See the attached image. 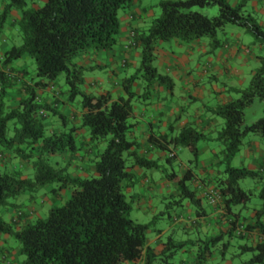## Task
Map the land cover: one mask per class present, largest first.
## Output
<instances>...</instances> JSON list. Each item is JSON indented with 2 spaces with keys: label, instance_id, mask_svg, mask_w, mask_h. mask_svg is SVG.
Returning a JSON list of instances; mask_svg holds the SVG:
<instances>
[{
  "label": "clouds",
  "instance_id": "9594fccd",
  "mask_svg": "<svg viewBox=\"0 0 264 264\" xmlns=\"http://www.w3.org/2000/svg\"><path fill=\"white\" fill-rule=\"evenodd\" d=\"M49 3L31 0L28 8L37 5L43 19ZM134 4L115 9L120 38L105 41L107 56L101 49H81L69 41L52 73L55 79L44 76L47 88H36L32 64L37 54L44 55L40 35L22 31L23 25L0 30V72L26 63L33 69L28 78L20 73L19 81L12 80L17 73L9 77L20 93L15 107L11 98L0 99V121L6 123L0 135V178H12L22 193L15 200L16 212L0 215L7 229L0 231V264H12L18 251L15 241H5L37 220L43 224L57 199L72 215L86 217V227H96L93 215L102 222L107 217L103 227L110 236L102 245L111 246L114 240L119 241L117 247L134 245L138 258L124 259L121 253L119 264H264V234L245 230L257 222L264 225V134L244 133L264 118V98L252 84L264 68V35L253 34L254 25L264 30V0ZM238 23L245 27H235ZM8 48L32 55L17 59L5 51ZM213 77L211 84L221 95L209 92L198 98L193 85L207 86ZM4 86L0 82V89ZM29 88L37 93L36 104L59 108L64 103L56 115L40 109L29 116L47 118L37 125L41 132L35 144L23 136ZM227 111L240 119L227 117ZM221 112L223 116L217 115ZM10 114L14 118L7 123ZM54 143L61 146L50 148ZM33 148L42 151L30 155ZM69 191L75 196L71 203ZM79 205L84 206L82 212ZM226 205H235L230 211L247 219L229 215ZM109 206L111 212H105ZM6 207L10 205H0V212ZM22 212L28 213L25 220L14 221ZM73 252L79 253L77 264H112L107 257L91 258L84 245Z\"/></svg>",
  "mask_w": 264,
  "mask_h": 264
},
{
  "label": "trees",
  "instance_id": "16d2710c",
  "mask_svg": "<svg viewBox=\"0 0 264 264\" xmlns=\"http://www.w3.org/2000/svg\"><path fill=\"white\" fill-rule=\"evenodd\" d=\"M5 1L7 4L0 13V30L4 28L10 11L12 9H18L21 12L18 26L21 27L23 25L22 31L30 29L34 34L38 33L44 41L40 46L43 49L44 55L40 56L37 54V58L33 60V63L36 65L35 83L37 89H40L41 86L44 88L48 87L44 83V76H47L49 80L55 79L52 73L57 68L69 41H72L74 45L80 46L81 49L84 46H88L89 49L101 50H107V47H109L105 43L106 40H111L115 43L120 34V24L115 18V9H125V5L132 6L134 4V0H50V3L44 6L50 9V11L42 19L41 11L37 10L34 4L31 9L28 8L31 0ZM199 6L203 7L204 5L200 4ZM161 11H164L163 8ZM54 13L55 15H53ZM235 25L245 27L242 23ZM253 29V34L257 38L260 35H264V30H261L258 26L254 25ZM34 50L38 53L39 48L34 45ZM7 52L11 53L17 59L21 58L22 55H32L30 52L21 54L11 48ZM258 72L259 75L253 78L252 84L255 86L257 92L262 93L261 98H264V79H261V76H264V68L259 69ZM12 73H17V76L12 77ZM19 74L15 68L11 69L7 74L0 72V82H3L5 85L4 88L0 89V99L8 98L10 90L13 88L12 81L9 77H12V80L19 81ZM69 87L71 88V85ZM28 92L30 100L25 101L27 105L26 114L22 118L24 120L23 136L30 137L31 142L35 144L41 132V128L37 125L40 124V121L46 123L47 118L41 116L39 121H37L34 118H29V116L33 112L38 114L40 109L47 111H53L55 109L49 107L46 103L36 104V91L29 88ZM69 99L71 100L73 97H69ZM238 103H240L242 109L244 107L243 102ZM228 107L231 108L232 106L229 105ZM226 114L229 118H234L235 120L240 119L239 115L234 111H227ZM217 115L223 116V112L217 113ZM11 118H14V114H10L7 123L11 122ZM5 127L6 123L0 121V135L3 134ZM71 131L67 134L68 143L72 142ZM244 133L247 135L264 134V118L257 120L255 124L249 125L244 129ZM60 146L58 143H54L50 145V148H59ZM8 147H11V145L9 144ZM17 151L21 152L22 149L18 148ZM41 151L42 149L40 148H33L30 155L38 156ZM225 170L227 171V169ZM16 174H19V169L16 170ZM20 186L22 187L23 184L21 183ZM21 194L18 191L16 181L8 176L0 178V205H10V207H6L3 210L15 208L16 212L18 206L15 204V200ZM23 194L30 195V192ZM260 195L261 199L264 200V193ZM188 198L191 199V197ZM245 198V195L241 193L240 200L243 201ZM74 199L75 196L72 192L71 197L68 199L69 203ZM194 204L199 207L198 202ZM234 206L226 205L229 208V215L247 219V217H243L240 213H232L230 209ZM83 207V205H79L78 212H82ZM92 207L93 205L90 204L89 211H91ZM72 211L66 210L61 205H56L54 209H49V215L43 224L37 220L35 224L25 228L23 233L16 232L12 236L20 242L21 254L27 257L26 260L22 261V264H77L75 255H79V253L74 254L73 250L80 245L85 246V252L91 258L107 257L112 260V264H119L121 253H123L124 259L134 260L138 258V250L132 244H129L128 247H124L123 245L117 247L116 245L119 241L114 240L111 246L107 243L102 245L105 237L110 236L107 229L103 227V224L107 223L106 216L102 222L93 215L92 220L96 227L92 228L90 225L85 226L84 221L86 217H82L79 214L72 215ZM96 211H100L98 206H96ZM105 212H111L110 206L105 209ZM2 214L3 212H0V215ZM24 217H26V212H22L20 216L15 217L14 221L22 222V218ZM12 227L15 228L16 224L13 223ZM254 228L264 234V225H260L259 222L255 225H249L245 230L249 231ZM6 230L5 225L0 223V231ZM4 251L8 250L5 249ZM112 253H115V255L113 256Z\"/></svg>",
  "mask_w": 264,
  "mask_h": 264
},
{
  "label": "crops",
  "instance_id": "0c3cea01",
  "mask_svg": "<svg viewBox=\"0 0 264 264\" xmlns=\"http://www.w3.org/2000/svg\"><path fill=\"white\" fill-rule=\"evenodd\" d=\"M6 4H7V2H6L5 0H0V5H6ZM34 5H35V4H34ZM35 6L37 7V5H35ZM132 7H135V4H133ZM3 9H4V7H3ZM2 11H3V10H0V13H1ZM144 11H147V9H144ZM20 16H21V12H20L18 9H12V10L10 11V14L8 15L6 21H5V26L10 27V28L19 27V26H18V22H19ZM134 18H135V17H134ZM5 26H4V27H5ZM234 26H235V27H238V28H243V27H241V26H239V25H234ZM119 38H120V34H119ZM119 38H118V39H119ZM9 49H10V48L6 49L5 51L7 52ZM90 50L95 51V50H97V49L90 48ZM117 50H119V49H117ZM209 51H211V49H210ZM226 51H227V50H226ZM236 51H237V53H239V51H241V49H237ZM102 54H103L104 56H107V55H108L107 50H103V51H102ZM215 55H216V60L219 61V60L221 59L219 48H217ZM23 57H24V58H27V57H30V56H28V55H24ZM119 58H120V59H123V57H119ZM184 59L187 60L188 58L185 57ZM108 63L110 64L111 61L109 60ZM32 64H33V61H32ZM219 67L222 69V68H223V65H219ZM15 70H16L17 72H19V73H23V74H24V78H28V77H31V76L33 75V69H32V65H31V64H27V63H26V64H24L20 69H18V70L15 69ZM122 70H123V67L121 68V71H122ZM205 71H207V70H205ZM199 75L204 76L205 73L202 72V73H200ZM224 75H225V77H227V75H228V70H226V69L224 70ZM35 77H36V73H35ZM211 79H214V77L209 79V84H208L207 86H204V85H203V82H200L199 84H194V85H193V88L196 90V91H195V95H196L198 98L206 97L207 94H208L209 92H211V94H212L213 96H220V95H221V89L216 88L215 86H213V85L211 84ZM13 87H14V86H13ZM21 87H22V85H21L19 82H17L16 85H15V88H16V89H19V88H21ZM19 94H20V93H19L18 91H14L13 88L10 90V93H9L8 98H11V99H12V101H13V107L16 106V105H15V97L18 96ZM40 95L43 97V96H44V93L41 92ZM173 95H174V93H173ZM182 99H183V97H182ZM188 99H189V100H192V96H188ZM52 103H53V105H56V104H57V101H56L55 96L53 97V102H52ZM46 104H47V103H46ZM63 107H64V103H59V108H57V107H53L55 110L51 111L52 114H53V115H56V114L59 112V110L62 109ZM161 115H163V113H161ZM178 118H179V117H178ZM60 119H61V126H62V127H63V126H66V125H65V122H64V118H63L62 115H61ZM46 123H47V122H46ZM150 127H151V125H150ZM74 131H75V129L73 128V131H71V132H74ZM250 167H251V166H250ZM67 195H68V199H69V198L71 197V195H72V191H69ZM30 203H31V201L29 202V204H30ZM60 203H61V200H60V199L55 200V205H60ZM193 207H194V208H198L197 206H195V204L193 205ZM9 211H11L12 213H15V210H13V208H11V209H8V210H3V214H6V213L9 212ZM161 214L163 215V213H161ZM27 215H28V213L26 212V217H27ZM26 217L22 218V221H24ZM14 218H15V217H14ZM207 222H208V223H215L214 220H209V221H207ZM5 242H6V241H5ZM20 254H21L20 249H18V251H16V254H15L13 260H12V264H22V260L20 259ZM9 256H11V252H9ZM181 264H184V262H181Z\"/></svg>",
  "mask_w": 264,
  "mask_h": 264
},
{
  "label": "rangeland",
  "instance_id": "374dc122",
  "mask_svg": "<svg viewBox=\"0 0 264 264\" xmlns=\"http://www.w3.org/2000/svg\"><path fill=\"white\" fill-rule=\"evenodd\" d=\"M157 2H158V0H157ZM34 64V63H33ZM251 135H253V134H251ZM30 202V201H29ZM60 205H61V203H60ZM50 209V208H49ZM13 210H15V208H13ZM13 241H15L16 242V248L17 249H20V242L19 241H17L15 238H13V237H11V239L10 240H7L5 243H12ZM21 256H23L22 254H20V257Z\"/></svg>",
  "mask_w": 264,
  "mask_h": 264
}]
</instances>
